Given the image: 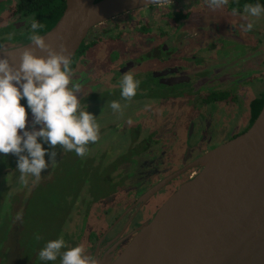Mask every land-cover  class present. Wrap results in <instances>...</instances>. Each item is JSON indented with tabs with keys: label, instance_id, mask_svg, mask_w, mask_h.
Instances as JSON below:
<instances>
[{
	"label": "flooded vegetation",
	"instance_id": "flooded-vegetation-1",
	"mask_svg": "<svg viewBox=\"0 0 264 264\" xmlns=\"http://www.w3.org/2000/svg\"><path fill=\"white\" fill-rule=\"evenodd\" d=\"M204 1L181 0L163 5L149 6L98 25L92 29L94 32L91 30L93 34L91 31L89 32L91 35L89 36L88 34L87 38H89L85 39L71 61L75 62L72 70L74 78L79 75L80 68L92 66L89 56L103 41L106 40L110 44H122L125 40L131 38H143L148 45L147 50L143 52L140 50L139 52L126 55L119 48L109 50L108 54L104 56V60L106 63L105 74H108L111 83L107 88L100 86L97 90L105 92L103 93L104 95L106 93L121 95L120 81L123 74L131 72L140 81L137 95L135 96L138 100L146 99L147 97L157 98L165 104L168 103L164 109L171 107L174 101L181 102L177 106V116L170 114V127L164 126L162 130L159 128L146 130L141 124L130 121L127 127L132 132V135H130L131 138L126 144L128 147L117 149L113 155L95 150L97 146H94V144L88 146L86 153L88 157H100L103 155L110 161L120 159L118 167L115 169V175L119 176L118 181H122L124 177V184L126 183L120 186V191L131 185L141 166V159L146 158V160L151 161L155 157L157 159L161 158L162 152L169 146L164 142L165 137H167L165 133L170 136L171 132L176 131L175 126H180L183 122L188 123L183 132H186L189 143L194 138L198 127L201 138L212 139L211 141H213L214 145L209 146L207 150L200 153V156L197 157L198 159L207 152L246 133L257 119H254L252 105L255 101L261 99L264 94V49L254 48L249 51L243 39L236 41L237 45L231 44L233 39L226 40L227 43L222 41V44L217 45L197 38L198 30L196 32L190 31L188 22L191 18L193 7ZM228 4L230 6V2ZM12 12L16 18L9 24V30L11 27L19 32L26 29L27 20L17 17L15 10ZM16 26H19L20 29H17ZM11 36L12 39L15 38L8 32L2 38ZM21 45H3L0 49ZM191 46L197 47L199 51H205V55L190 52L189 48ZM218 52L222 54L220 58L215 57ZM255 60H258L257 64H253ZM246 65L247 68L245 67ZM136 69H142L143 71L134 73ZM251 79L258 82V96L246 105L245 94H247ZM83 93H81L79 98L82 106L85 110H88L90 106L89 95L84 96ZM186 100H191L194 104V117L187 118L181 110H178L181 109L180 107ZM83 101L86 102L82 103ZM242 103L245 105V118H240L243 117L241 110L239 112L236 109V107L242 106ZM219 115L226 120L227 124L225 126H222L219 118H217ZM232 115H236L239 118L238 125L232 123ZM172 118H175V120ZM241 119L244 122L240 123ZM240 124L241 126H239ZM113 128V126L100 127V136H105L106 131ZM208 128H211V133L204 134L203 131ZM44 146L46 149L50 148V145ZM67 153L61 150L54 167L46 169V173L39 178V182L35 183L44 185L52 182L55 168ZM16 167L17 159L13 155L11 167L4 172L7 173V179L8 172ZM200 171V168L187 171L160 189L148 201L144 202L143 206L138 205L131 209L150 188L157 186L171 175L159 179L155 185L141 193L133 203L127 207L125 206L121 213L115 217L113 223L107 224L106 229H96L92 240L86 237L88 215H84L86 217L85 226L83 227L80 242H82L83 248L84 245H88L85 251H91L93 255L98 253L99 256L108 254L113 257V260L117 259L136 235L139 227L151 222L169 198ZM4 182H0V188L7 190V197L11 198V200L24 190V188L19 190L20 187L18 188L17 185L13 186L9 181ZM9 198L7 200L10 204L11 200ZM12 201L13 205L18 206L15 200ZM108 207L109 212H106L105 215L106 221H110L117 213V211L111 209L114 207L113 203H109ZM86 212L89 213L87 210ZM102 217L104 216L100 218ZM119 220L120 222H118Z\"/></svg>",
	"mask_w": 264,
	"mask_h": 264
},
{
	"label": "water",
	"instance_id": "water-1",
	"mask_svg": "<svg viewBox=\"0 0 264 264\" xmlns=\"http://www.w3.org/2000/svg\"><path fill=\"white\" fill-rule=\"evenodd\" d=\"M176 1L181 0H66L61 19L42 36L57 51L66 47L72 61L98 25ZM28 47L39 57L47 56L31 42L0 49V55L10 54L18 67ZM196 168L201 171L169 198L151 222L139 227L117 259L95 253L99 264H264V105L246 133L167 177L131 209Z\"/></svg>",
	"mask_w": 264,
	"mask_h": 264
},
{
	"label": "rangeland",
	"instance_id": "rangeland-1",
	"mask_svg": "<svg viewBox=\"0 0 264 264\" xmlns=\"http://www.w3.org/2000/svg\"><path fill=\"white\" fill-rule=\"evenodd\" d=\"M19 0H0V31L4 33L5 31L15 35L13 28H10V23L16 17L14 16L13 10H16L17 4ZM229 4L222 9H211L208 7L207 0L202 2L201 4L194 6L192 9L191 18L188 22L189 30L192 32H197V38L204 39L208 43H214L217 45L222 44V41L227 43L226 40H231L232 45H237L235 42L243 39L245 44H247V48L249 51H252L254 48L264 49V17H260L255 19V27L252 31H244L240 26L242 24H246L248 21L244 18L243 15L233 16L231 9H229ZM10 11V12H9ZM185 29V28H184ZM93 31V30H92ZM91 33L93 34V32ZM96 31V30H95ZM5 32V33H6ZM89 34V36L91 35ZM22 37V36H21ZM21 37L17 39L19 41H13L12 36L6 38H0V47L3 45H11L17 46L23 44V40ZM89 38V37H88ZM87 38V39H88ZM147 44L145 39H128L125 40L122 44H110L108 41H103L95 50H93L89 56L92 61V66L89 68H80L79 75L74 77L75 81L81 84V93L84 96L89 95V103L88 111L94 114L97 118V122L100 127L105 126H113V129H109L106 131L105 136L99 137V140L94 144L97 146V149L102 153H109V155H113L116 153L117 149H123L128 147L126 144L131 138L132 132L127 127V124L132 121L141 124L146 130L159 128L162 130L165 127H170V114H176L177 106L180 105V101H174L173 105L169 108H166L168 103H164L161 100L153 97H147L146 99L132 98L130 100H126L116 93H103L98 91V87H108L110 86L111 79L108 74H105V60L104 56L108 54L109 50L114 48H119L122 53L126 55L129 53H136L141 50V52L147 50ZM189 51L198 54L205 55V51L198 50L197 47L191 46ZM221 52L216 53V58L221 57ZM250 62V61H249ZM258 60H255L253 64H257ZM247 68V65L245 66ZM142 69H136L135 72H141ZM258 82L251 79L249 81V86L247 89V94H245V104H249L254 98L258 96ZM110 90V89H109ZM112 101H118L121 104V111L114 112L110 104ZM194 104L191 100H186L185 103L180 107L181 110L186 117L191 118L194 117L193 114ZM188 108V109H186ZM195 108V107H194ZM236 109L243 115L245 118V105L242 103V106L236 107ZM220 116V115H219ZM220 123L222 126L227 124L226 120L220 116ZM175 120V118H172ZM31 115L29 116V128L31 127ZM232 123L235 125L239 124V118L236 115H232ZM244 122L241 119L240 123ZM188 123L183 122L180 126H175L176 131L171 132L168 136L167 133L165 135L164 142L169 146L166 148L162 154L161 158L157 159L153 158L151 161L146 160V158L141 159V166L139 167L138 172L134 176V179L131 185L117 192L116 195L111 199H104V201L99 202L97 207H94L91 210V204L93 201L92 191L93 188H97L94 178L90 177L86 179L84 182L77 186H81L83 191L80 195L75 191V186L73 189H70L69 194H74V198L76 199V206L82 205V208L86 209L89 213H84V215H88V223H87V231L86 237L89 239H93L94 231L96 229L102 230L103 228H107V224H112L115 217H117L124 207L129 206L133 203L141 193H143L146 189L156 184L159 179L166 178L167 176L172 175L174 172L179 171V169L186 166L188 163L197 159L200 156V153L207 150L209 146L214 145L213 141L209 139L201 138V134L199 133V127L196 130V134L193 139H191L190 143L187 140L186 132L183 130L187 127ZM241 126V124L239 125ZM204 134H210L211 128H208L203 131ZM125 146V147H124ZM94 148V147H93ZM62 148L60 146H56L55 148H48L49 152L55 151L56 157L58 158V154L61 152ZM74 153V152H73ZM74 155H76L74 153ZM9 158L10 160L13 158V154H0V158L2 157ZM77 156V155H76ZM153 157V156H150ZM17 159V157L15 156ZM49 157L46 156V160ZM4 159L0 160V172L2 176L0 177V182L9 181L13 186L17 185V187L21 190V188H30L35 182H39V179L35 177L27 176L24 180L20 179V173L17 170V167L12 171L8 172V179L6 178V174L4 173L8 165L3 162ZM130 169V168H129ZM46 169L42 172L44 175ZM0 174V175H1ZM74 179L75 176H68L67 179ZM4 180V181H3ZM83 180V179H82ZM5 183V182H4ZM129 183V182H128ZM27 184V186H26ZM39 184V183H38ZM126 184V183H125ZM66 184H63L65 186ZM155 187V186H153ZM152 187V188H153ZM47 186L42 185L41 189L44 190L45 194L51 196L56 195L58 199H62V195H58L56 189H46ZM150 188V189H152ZM16 189V188H15ZM32 196V198H30ZM92 197V198H91ZM102 194L98 195V198H101ZM36 198V194L33 197L32 191L31 193L23 197L18 206L10 205L8 200H4L3 204V214H9L11 219L16 222L20 220V218L25 219V223L29 224L23 228V231L19 230L17 234H20V237L23 240V232L27 231V234L32 237L34 234L32 227L34 223L35 226V235L33 238L20 241L19 242V250L22 252V257L28 260L29 264H45V262L39 259V251L45 246L50 238H65V226L63 227L62 221L65 219L66 209L63 206V202L59 205V212L56 213L57 219H54L46 208H40V204L34 205L31 201ZM113 203L114 207L111 208L113 211H117V213L112 217L110 221H106V212H109L108 204ZM3 209H0L2 211ZM81 210H77L72 214L74 217V221L71 223L72 231L69 233L71 237L73 236V240H78L83 233V225H82V216H78ZM101 216H104L100 218ZM59 222V224H58ZM61 224V225H60ZM79 229H82L79 231ZM70 231V230H68ZM17 237V235H16ZM82 243V242H81ZM83 247V245H81ZM88 245H84V249ZM9 261H12L10 257ZM52 263V262H51ZM59 260H57L54 264H58Z\"/></svg>",
	"mask_w": 264,
	"mask_h": 264
},
{
	"label": "clouds",
	"instance_id": "clouds-1",
	"mask_svg": "<svg viewBox=\"0 0 264 264\" xmlns=\"http://www.w3.org/2000/svg\"><path fill=\"white\" fill-rule=\"evenodd\" d=\"M228 3L229 0H207L208 7L214 10ZM231 11L233 16H244L248 22L240 27L250 32L255 27V19L264 17V3L259 0L247 3L243 13L236 7ZM43 28V23L33 19L29 39L31 45L47 52L46 57L37 56L28 47L17 67L8 58L10 54L0 55V154L17 157L21 180L27 176L39 179L45 169L56 164V152H49L44 145L60 146L64 153L74 152L84 157L88 146L100 137L96 116L81 104V84L73 78L68 49L53 48L39 34ZM139 85L140 81L131 72L124 73L120 81L121 97L134 98ZM22 100H26V106ZM110 107L114 112L121 111L118 101H112ZM38 255L45 264H54L58 259L59 264H99L97 257L89 255L81 245L68 248L62 237L48 241Z\"/></svg>",
	"mask_w": 264,
	"mask_h": 264
},
{
	"label": "trees",
	"instance_id": "trees-1",
	"mask_svg": "<svg viewBox=\"0 0 264 264\" xmlns=\"http://www.w3.org/2000/svg\"><path fill=\"white\" fill-rule=\"evenodd\" d=\"M229 2L231 10L233 7H236L240 9L241 13H243V6L245 4L256 3L257 0H230ZM259 2L264 3V0H259ZM65 8L66 0H19L15 10V15L17 17L19 16V18L23 20H27L28 25L26 29H23L20 32L16 31V29L12 27L16 32L15 35H13L15 38L12 40L19 41L17 39L22 36L21 40H23V44L29 43V37L31 35L30 23L33 19H38L44 25V28L39 34L41 36L46 34L61 19ZM5 32L3 33L2 30L0 31V38H2L4 34L6 35L9 31L6 33ZM74 63L75 62H71L70 64L72 70ZM84 102L86 101H83L82 103ZM21 103L26 106V100H22ZM263 105L264 94L262 95L261 99L255 101L252 105L254 110V119H256L260 114ZM30 115L31 113L29 112V116ZM7 157L8 156L2 157L0 160L4 159L3 162H5L9 168L11 167L12 159L10 160ZM119 161L120 159L110 161V159L105 158L103 155L100 157H88L85 154L84 157H79L74 155L73 152H68L63 157L59 165L55 168L52 182L44 184V186H47L46 189H56L57 194L63 196L62 199H58L56 195H46L44 193L45 191L41 189L42 184L35 183L32 186V189H28L27 187L24 188V190L20 192V194L15 195L16 197L12 200L20 203L26 193L28 192L29 194L32 191L33 197L36 194V198L31 200L34 205L40 204V208H46V211L48 210L54 219H57L56 213L59 212V205L61 202H63V206L66 209V215L65 219L62 221V223L64 222L62 225L63 227L65 226V228H63L66 231V237L64 240L66 241L67 247L71 248L76 245H82L80 242L81 236L75 241L73 240V236L71 237V235H69V233L72 231L70 225L72 221H74L76 211L81 210L78 216L80 217L83 215L82 225L84 227L86 219V217H84V213L87 212L86 209L82 208V205H75L77 198H74V194L70 195L69 191L70 189L74 188L73 186H75V191L78 195H80L83 189L81 186L77 185L81 184L82 181L84 182L86 179L92 177L94 178L97 188L94 187L93 190H91V194L93 196V198L91 197L93 199V204L90 205L91 208L97 207L99 202L104 201L105 198H113L117 192H120V186L124 184V177L122 178V181H118L117 179L119 176L115 175V169L118 167ZM71 175L72 177L75 176V178H72L71 180L67 179L68 176ZM63 184L66 185L63 186ZM100 193L102 194V197L98 198ZM7 198H9L7 197V190L5 191L3 188H0V209L4 208L2 202L7 200ZM30 198H32V196ZM9 199L11 200V198ZM12 200L10 205L13 204ZM4 210L5 209L0 211V264H29L28 260L22 257V252L19 250V242L22 240V238L20 237V234H17L19 230L23 231V228L29 224H26L25 219L23 218H20V220L14 222L9 214H3ZM73 213L74 217L72 216ZM35 226L36 224L34 223L31 230L34 232L32 237L27 234L28 230L23 232L24 235L22 241H26L34 237ZM82 229H79V231ZM57 238H59V236L56 238H50L48 241L55 240ZM10 257L12 258L11 262L9 261ZM48 264H53V262H48Z\"/></svg>",
	"mask_w": 264,
	"mask_h": 264
}]
</instances>
